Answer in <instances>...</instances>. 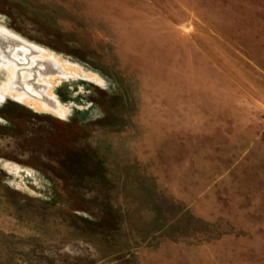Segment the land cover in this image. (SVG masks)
<instances>
[{
	"label": "rangeland",
	"instance_id": "374dc122",
	"mask_svg": "<svg viewBox=\"0 0 264 264\" xmlns=\"http://www.w3.org/2000/svg\"><path fill=\"white\" fill-rule=\"evenodd\" d=\"M0 28L99 75L50 86L63 117L0 90V264H264V0H0Z\"/></svg>",
	"mask_w": 264,
	"mask_h": 264
},
{
	"label": "bare ground",
	"instance_id": "6f19581e",
	"mask_svg": "<svg viewBox=\"0 0 264 264\" xmlns=\"http://www.w3.org/2000/svg\"><path fill=\"white\" fill-rule=\"evenodd\" d=\"M0 66L10 74L9 80L0 85V90H3L4 85L7 84L9 86L7 91L15 99L24 104L29 103L38 110H50L61 117L64 116V109L59 103L57 92L54 91V95L52 90L48 91L50 86L54 89L66 78H75L78 73H82L84 78L99 80L96 72L77 66L74 62L68 63L48 49L38 44L21 41L2 28H0Z\"/></svg>",
	"mask_w": 264,
	"mask_h": 264
}]
</instances>
